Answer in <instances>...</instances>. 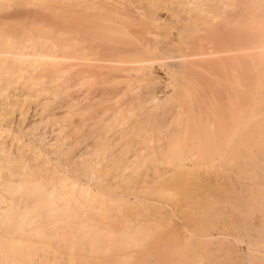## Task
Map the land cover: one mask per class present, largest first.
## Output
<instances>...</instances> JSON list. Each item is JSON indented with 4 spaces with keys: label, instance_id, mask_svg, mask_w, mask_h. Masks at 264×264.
I'll return each mask as SVG.
<instances>
[{
    "label": "rangeland",
    "instance_id": "obj_1",
    "mask_svg": "<svg viewBox=\"0 0 264 264\" xmlns=\"http://www.w3.org/2000/svg\"><path fill=\"white\" fill-rule=\"evenodd\" d=\"M117 1L129 0H0V50L19 52L20 46L26 42L29 47L22 52L28 53V56L24 55L32 61L21 64L16 60L20 55L10 54H5L9 57L0 61V99L13 98L3 113L8 120L17 119L22 113L26 116L19 123L13 122L11 131L2 128L0 141L4 137L12 146H21L22 157L13 152L15 159L11 165L0 160V183L6 179L23 180L22 167H34L29 172L32 178L35 177L33 182L26 183L14 193L15 201L28 199V202H19L18 210L24 212L18 213L20 221L25 214L30 224L24 230L12 221L7 226L0 225V264H95L96 261L113 264L127 261L128 256L132 261L127 264H173L176 261L179 264H188L189 261L195 264H264V207L233 204L237 196L247 199L251 191H264V156L259 148L255 151L256 166L250 168L243 163L240 172L219 163L200 165L203 174L210 172H207L208 176L205 174L208 183L199 180L205 175L196 179L201 184L197 182L193 190L190 189L192 185L188 188V183H181L183 187L180 188L189 190L187 194L191 191L190 196L171 183L174 176L168 180L171 172L180 165H174L171 160L131 165L104 162L98 166L65 161L70 155L63 156L61 150L69 147L72 153H78L86 146L85 141L70 143L83 134L90 141L91 135L88 131H72L73 121L80 119V115L72 110L70 137L66 145L61 149L58 147L65 132L61 131L63 104L87 91L93 83L80 79L79 66H72L67 75L63 73L65 61L60 58L62 13L67 6L72 10L80 9L79 2L101 3L102 6ZM228 1L235 8L244 3L249 5L256 21L263 20L264 0ZM166 10L159 11L164 18L170 14ZM256 51L260 54L262 49ZM157 72L158 76L165 78L163 68ZM253 75L254 120L263 124V63L253 66ZM63 76H66L65 80ZM225 84L229 90H238L231 81ZM225 84L220 86L221 89L226 87ZM32 124L35 128L31 127ZM39 132L44 133L50 142H56L49 155L43 147L41 150L37 148L33 133ZM34 151L39 152L38 157L32 156ZM156 169H167L170 173L151 180ZM91 172L94 174L92 178ZM219 172L226 173L227 178L221 175V180ZM61 176H66L74 185L66 190L59 187L57 182ZM146 180L151 181L139 193L140 199L128 201L121 198L128 194L132 196V188L136 189L135 186L143 185ZM39 185L54 192L42 191ZM86 189L89 192L86 193ZM0 193L5 199L10 197L7 190L0 189ZM46 205L49 206L47 213L44 211ZM1 213L7 221L6 212ZM35 219L38 223H34ZM141 250L145 252L143 258L138 252Z\"/></svg>",
    "mask_w": 264,
    "mask_h": 264
},
{
    "label": "bare ground",
    "instance_id": "obj_2",
    "mask_svg": "<svg viewBox=\"0 0 264 264\" xmlns=\"http://www.w3.org/2000/svg\"><path fill=\"white\" fill-rule=\"evenodd\" d=\"M100 4L79 2L80 9L72 10L67 6L62 13L60 58L65 61L63 73L67 75L72 66H79L80 79L93 83L87 91L63 104L61 131L65 132L58 147L61 149L66 145L70 137L72 110L80 115L79 120L73 121L72 131H88L91 135L90 141L83 134L70 143L85 141L86 146L78 153H72L69 147L62 149L63 156L70 155L65 161L98 166L104 162L131 165L171 160L174 165L179 163L181 168L171 172L173 175L170 174L168 180L174 176L171 183L180 190L185 183L188 188L192 185V189L198 182L196 179L210 173L205 171L203 174L200 165L219 163L238 172L243 163L250 168L256 166V149L259 148L264 156V123L258 124L254 120L251 80L253 66L264 64V18L256 21L249 5L244 3L235 8L228 0H166L162 3L159 0H129ZM161 9L170 12L168 18L161 16ZM28 47L25 42L19 52L0 50L3 54L0 61L9 57L5 54L20 55L16 60L29 64L32 61L27 58L28 53L22 52ZM259 48L262 49L260 54L256 51ZM158 67L163 68L165 78L157 75ZM63 77L65 80L66 76ZM229 81L238 90L230 88V91L225 84ZM220 82L226 87L221 89ZM227 90L231 93L227 94ZM11 100V97L10 100L3 98L1 103L0 134L2 128L11 131L13 122L19 123L26 117L22 113L23 116L8 120L3 109ZM31 127L35 128V125ZM33 135L38 149L43 147L48 155L52 153L55 141L47 140L44 133ZM21 149L3 137L0 160L11 165L15 159L13 152L22 157ZM38 155L39 152L34 151L32 156ZM22 170L23 180L6 179L0 183V189L10 193L8 199L0 193V225L7 226L12 221L24 230L30 220L23 214L20 221L22 211L19 212L18 204L22 200L15 201L14 193L26 183L33 182L35 177L32 178L30 173L34 167H22ZM156 170L151 180L170 173L167 169ZM93 175L91 172L90 178ZM206 175L199 179L200 182L205 180L208 183ZM221 175L227 178L226 173H220V179ZM151 180L132 188V196L128 194L121 198L128 201L140 199L139 193ZM57 184L64 190L74 185L66 176H61ZM39 187L42 191L54 192L44 185ZM188 191L183 192L187 194ZM60 199L68 202L63 197ZM234 199L235 205L264 207V191H251L247 199L241 196ZM25 200L28 202L24 198L22 203ZM48 210L46 205L44 211L47 213ZM1 211L6 212L7 221L1 217ZM34 221L38 223V219ZM138 252L140 257L145 256L143 250ZM126 258L132 261L129 256ZM127 261L113 264H127ZM188 264L195 263L189 261Z\"/></svg>",
    "mask_w": 264,
    "mask_h": 264
}]
</instances>
